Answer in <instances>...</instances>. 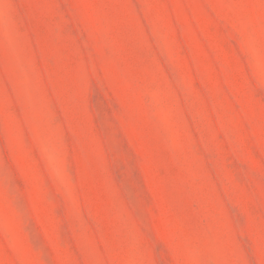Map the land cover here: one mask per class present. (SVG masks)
<instances>
[{
	"label": "rangeland",
	"instance_id": "rangeland-1",
	"mask_svg": "<svg viewBox=\"0 0 264 264\" xmlns=\"http://www.w3.org/2000/svg\"><path fill=\"white\" fill-rule=\"evenodd\" d=\"M0 264H264V0H0Z\"/></svg>",
	"mask_w": 264,
	"mask_h": 264
}]
</instances>
